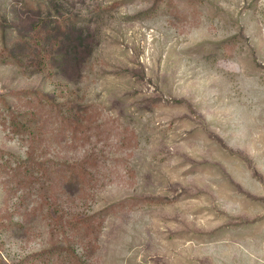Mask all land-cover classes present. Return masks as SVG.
Listing matches in <instances>:
<instances>
[{
    "label": "rangeland",
    "instance_id": "1",
    "mask_svg": "<svg viewBox=\"0 0 264 264\" xmlns=\"http://www.w3.org/2000/svg\"><path fill=\"white\" fill-rule=\"evenodd\" d=\"M43 19L67 27L53 70L0 56V264H264V0H0V41ZM34 91L80 112L75 137L12 131ZM64 161L73 195L14 180Z\"/></svg>",
    "mask_w": 264,
    "mask_h": 264
},
{
    "label": "trees",
    "instance_id": "2",
    "mask_svg": "<svg viewBox=\"0 0 264 264\" xmlns=\"http://www.w3.org/2000/svg\"><path fill=\"white\" fill-rule=\"evenodd\" d=\"M33 5L32 2L26 3L25 6L29 8ZM64 22V21H63ZM30 30L26 32L19 31L17 27H14V24L8 27H5L2 30V40L0 41V56L7 57L11 61L17 64H24L26 61L30 63L29 67L33 69H22L24 72L27 73H42L47 70L53 69H44L45 66L51 61H55L57 59V52L62 46V39H60V27L63 26V23H53L51 25L46 20H38L35 23H31ZM67 28V27H66ZM69 28V27H68ZM64 40V39H63ZM26 94H29L27 92ZM31 95L36 99V107L39 112L31 111L28 109H21L12 108L9 109V113L11 115V122L10 128L12 131L23 137L30 136L32 140V144L30 148H34L35 142L42 141L44 137V130L51 128V130L56 131L58 130V137L59 139L69 131L73 137H75L74 130L75 122H80V112L79 115L74 113L77 111L70 102L67 101H58L54 96L50 94H38L36 91L31 93ZM69 113L67 116L66 113ZM60 132V133H59ZM72 137V138H73ZM32 156H30V160ZM34 163L35 159L32 160ZM46 163H50V159L46 161ZM42 164V163H41ZM31 165H23L17 164L16 165V172L14 173L13 177L18 187L26 188L27 182L34 184H39V191L41 193L45 192V195L50 196L52 189H59L63 194H71L69 188L73 186L75 182H78V171L79 167L75 163H70L69 161L58 162L55 164V169L49 168L48 170L44 169V174L46 175V170L49 173H58V179L55 183H50L48 187H46L45 181H42L40 178L34 177L31 178L29 176L30 167ZM62 169H58V168ZM58 169V170H57ZM47 178V177H46ZM52 179V178H51ZM53 180V179H52ZM54 194V193H52ZM56 200V199H55ZM56 216L52 217V220L55 221L57 218L60 221L64 220L63 228L64 231H72L79 235L77 231H91L95 230L94 221L95 215H85L83 217H64L63 214H60L58 210H55ZM84 228V229H82ZM81 246L87 254L89 243L85 244L84 237L80 238ZM73 245L77 244L75 241L72 242ZM72 243L67 245L66 248H63L69 253V255L73 256V258L78 257L76 255L75 249L72 246ZM84 244V245H83ZM80 260V258L78 259Z\"/></svg>",
    "mask_w": 264,
    "mask_h": 264
}]
</instances>
